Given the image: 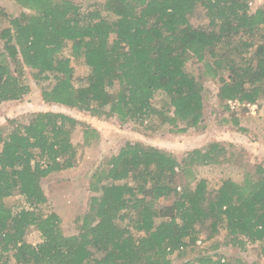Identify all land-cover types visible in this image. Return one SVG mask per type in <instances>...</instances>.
<instances>
[{"label": "trees", "instance_id": "obj_1", "mask_svg": "<svg viewBox=\"0 0 264 264\" xmlns=\"http://www.w3.org/2000/svg\"><path fill=\"white\" fill-rule=\"evenodd\" d=\"M13 1L30 13L0 18V105L30 93L28 72L46 104L117 118L143 134L165 127L186 134L204 127L208 97L188 68L193 59L218 85L226 111L237 110L229 101L264 103V7L251 12L249 0ZM198 9L205 26L190 21ZM75 64L89 69L83 86ZM79 126L69 114L38 112L24 126L0 127V264H175L174 255L178 264H245L220 251L248 244L264 257V167L212 190L196 178L195 168L224 161L222 141L181 161L126 142L92 175L78 233L66 235L60 216L41 210L48 204L41 182L73 167ZM83 133L85 146L97 135L88 126ZM17 192L24 206L11 207L6 199ZM199 225L210 228L202 246ZM32 228L37 244L27 239ZM221 232L225 238L214 239Z\"/></svg>", "mask_w": 264, "mask_h": 264}, {"label": "rangeland", "instance_id": "obj_2", "mask_svg": "<svg viewBox=\"0 0 264 264\" xmlns=\"http://www.w3.org/2000/svg\"><path fill=\"white\" fill-rule=\"evenodd\" d=\"M75 1L84 6L98 2V0ZM258 6L264 7V0H249L251 12L256 11ZM22 13L28 14L30 11L21 9L13 0H0V18L6 14L19 17ZM190 21L194 26H205L208 23L205 11L201 9L191 15ZM2 51L3 43L0 41V53ZM69 54V49L64 51V55L69 56ZM75 67V83L77 86H83L89 69L79 64H75ZM188 68L198 77V81L208 92V97L204 109V127L198 131L190 130L186 134L171 132L168 127L153 134H143L135 124H122L117 118L99 119L74 109L46 104L41 98V91L28 72L26 78L30 85V93L19 101L4 102L0 105V127L9 129H14L18 125H26L30 117L38 112H63L82 122L83 126H79L72 136V142L76 146L73 167L53 173L41 182L48 198V204L41 207V210L44 214L52 212L58 214L66 235L71 236L78 233L77 220L87 209L88 197L91 195L89 186L92 175L99 168L107 170L108 167L104 163L112 156L117 155L126 142H142L154 146L174 154L180 161L188 152L201 148L211 141L227 143L229 152L222 163L195 168L197 180H206L208 188L211 190L220 186L224 179L241 182L246 171L253 172L258 165L264 167V103L261 102L251 107H240L232 114L231 110L226 111L219 104L218 85L213 80L202 78V64L193 59ZM156 101L160 102L161 97H157ZM253 107L254 109H252ZM237 121L240 123V127L234 125V122ZM85 126L97 132L96 137L91 138V143L88 146L84 145ZM241 127L247 131H239L238 129ZM6 203L11 207L24 206V200L18 192L7 198ZM168 203L170 201L166 202V204ZM198 228L201 229V233L197 244L201 243L202 239H206L210 231L207 225H199ZM40 238L39 231L34 228L29 231L27 236L28 241L32 244L39 243ZM216 238L223 240L225 233L221 232L214 239ZM200 245L202 246V244ZM220 252L227 257L240 258L245 264H264V257L260 254L258 244H248L244 251L229 245L223 247ZM172 259L175 264L179 263L176 255L172 256Z\"/></svg>", "mask_w": 264, "mask_h": 264}, {"label": "built area", "instance_id": "obj_3", "mask_svg": "<svg viewBox=\"0 0 264 264\" xmlns=\"http://www.w3.org/2000/svg\"><path fill=\"white\" fill-rule=\"evenodd\" d=\"M250 5H252V3H250ZM229 106L231 109H239L240 107H244V106H248V107H251L252 105L248 104V105H245V104H241L240 102L238 101H229L228 102ZM254 109V107L252 108ZM201 244V243H199Z\"/></svg>", "mask_w": 264, "mask_h": 264}]
</instances>
